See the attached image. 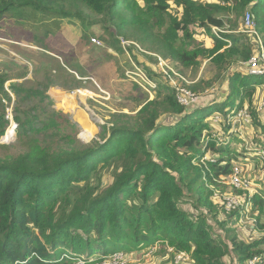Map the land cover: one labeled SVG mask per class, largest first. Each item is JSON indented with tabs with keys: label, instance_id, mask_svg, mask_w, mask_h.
I'll list each match as a JSON object with an SVG mask.
<instances>
[{
	"label": "trees",
	"instance_id": "trees-1",
	"mask_svg": "<svg viewBox=\"0 0 264 264\" xmlns=\"http://www.w3.org/2000/svg\"><path fill=\"white\" fill-rule=\"evenodd\" d=\"M170 1L0 0L1 44L10 46L7 39L28 44L11 46L34 63L54 59L51 52L62 57L61 63L53 64L59 71L53 70V75L48 70L38 87L27 86L25 80L13 81L26 77L27 70L15 77L0 64V138L10 123L6 109L12 94L17 102L38 99L28 110L14 107L23 150L0 157V264H88L116 252L129 254L154 245L162 251L169 246L189 253L191 264H247L264 254V232L247 241L218 218L221 210L226 214L242 210L243 215L251 211L264 231V190L245 197L249 206L230 212L214 201L216 190L242 193L226 182L248 156L236 148L240 140L230 124L223 127L228 141L222 144L212 137L210 121L214 113L248 108L252 122L264 129L257 93L258 87H264V75L233 68L254 54V44L237 34L248 8L264 44V0H221L224 4L172 0L181 7L177 13L172 12ZM64 19L79 20L82 34L71 36L63 29ZM11 22L24 27L32 38H14L13 32H7ZM36 24L43 25L41 33L33 28ZM212 26L227 31L220 37L213 35L214 47L207 48L196 35L212 34ZM94 28L100 29L99 39L110 48L120 54L128 51L135 63L131 68L142 69L157 88L155 97L136 113H111L102 127L101 141L83 143L77 137L78 123L53 107L47 91L61 79L64 85L59 86H67L69 78L64 75L73 79L71 71L86 79V67L81 62L72 64L67 53L78 47L83 58L88 57ZM122 39L132 44L124 47ZM135 51L152 56L159 69L141 62ZM106 56L114 57L108 71L124 84L126 75L117 73L116 57ZM206 60L215 67L213 77L190 83L185 70L194 73ZM221 79H226L229 90L224 102L205 106L201 100L184 106L178 101L177 88L200 95ZM254 145L255 151L264 150V142ZM257 158L261 165L254 161V166L264 167L260 155ZM109 164L116 170L107 181L104 172ZM191 200L193 212L182 204ZM210 217L221 225L224 236L216 234Z\"/></svg>",
	"mask_w": 264,
	"mask_h": 264
},
{
	"label": "rangeland",
	"instance_id": "rangeland-1",
	"mask_svg": "<svg viewBox=\"0 0 264 264\" xmlns=\"http://www.w3.org/2000/svg\"><path fill=\"white\" fill-rule=\"evenodd\" d=\"M201 2H207V0H199ZM171 3V10L173 13H177L176 11H181V7H177L173 1H170ZM5 23V21H3ZM8 24V22H6ZM11 28L7 29V32H13L14 38L18 37V40H24V39H31L30 34H26V29L24 27H20L16 23L11 22ZM42 24H36L34 25V29L39 31L42 28ZM63 29H68V32L71 36H78L82 34V26L80 24V21L77 19H64L63 21ZM101 29L100 26H97ZM15 28V30H13ZM95 29V28H94ZM100 29L96 28L95 32L91 33L90 36V42L87 46V50H89V56L86 58H83L81 55V51L78 49V47H72L67 53L68 60L74 64V62H81L86 67V72L88 76L85 78L80 79L74 71H71L74 73V77L72 79V76L65 73L64 77L69 78V83L67 86H59L64 85L63 79L58 81V86H53L52 88H49L47 93L52 97L54 100V105L58 110H62L64 113L69 115V117L78 123V133L77 137L83 142V143H90L93 140H102V134L105 132L103 131L102 127L104 124L107 123V121L111 118V113L113 112H125V113H136L142 106L143 103H145L146 100L153 99L155 97L154 90L148 85V82L144 81L142 78H145L144 72L137 68H131L133 63V59L131 58L128 51H126L123 54L118 53L117 51L110 48L104 41L103 45H96V43L92 42L93 37L99 38ZM99 30V31H98ZM40 30L39 33H41ZM66 33V35H69ZM30 35V37L28 36ZM21 38V39H19ZM68 39L71 40V37L68 36ZM8 44L10 46H5L0 43V58L4 57L3 59L5 61L1 62L2 67L8 66L13 76L19 77L22 76L23 70H27V75L24 78L19 79H13V81H24L27 86H33L38 87L41 82H43L46 76V73L48 70L52 72L54 75V71H59L58 68L53 66V64L58 63V61L62 62V57L54 54V52H51L49 55L50 57L54 59L49 58H40L35 60L36 62H32V60H25L23 58V55L17 50V48H13L11 45L14 46H28V44L17 42L15 40H8ZM140 50L141 45L139 44ZM143 50V49H142ZM9 54V55H7ZM106 53L113 54L116 57V66L118 68L119 74L124 72L126 75V81L121 83L118 81V78L114 75H112L111 71H108L109 64H111V61L113 58H109L106 56ZM135 54H137V57L140 59L141 62L149 64L148 66L153 69H159L157 67V61L150 55L144 53L140 54L139 52L135 51ZM13 57V61L9 59L10 57ZM150 56V57H149ZM61 57V58H60ZM66 59V58H65ZM66 61V60H65ZM23 64H26L28 68H23ZM175 69V68H174ZM154 70V69H153ZM177 70L175 69V72ZM191 69L185 70V75L188 77H193L197 73V69L194 71V73H191ZM215 70L210 64H206V67L203 71V75L207 77V79L212 78ZM60 73V72H59ZM212 76V77H211ZM210 77V78H209ZM54 78V76H52ZM173 84L176 85V79L172 78ZM85 81V83L83 82ZM137 82V85H134ZM216 85V84H215ZM213 86L212 88L206 89L204 92L200 94L202 100L204 97H210L211 95L216 94L215 91L218 85ZM136 86V87H135ZM73 89V90H72ZM106 92V93H105ZM65 95V96H64ZM13 96V95H12ZM62 96V97H61ZM61 98V100H59ZM260 99V98H259ZM258 99V100H259ZM264 99V94L261 96V99L259 101V105L261 106V103ZM5 100V99H4ZM38 99L33 100H20L16 101L15 95L13 96V100L10 102L9 107L13 108V117H14V107L19 106L21 110H28L30 109L34 104H36ZM48 103V101H46ZM49 105L45 104V106ZM141 105V106H140ZM212 105V104H211ZM249 111L248 108H245ZM261 118V124L264 126V108L261 109L260 113ZM263 122V123H262ZM10 123L7 126L8 130V137H12L13 139L9 142H3L1 136L0 138V157H5L8 155H17L22 150L23 147L21 145V141L17 138V133H14L12 128L9 126ZM109 126H111V123H109ZM10 127V128H9ZM217 128L219 130L223 131V127L221 125H218ZM240 129L242 130L239 132H234L235 136L239 138V142L235 144L236 148L240 151H245L247 154V158L244 162H242V166H244V173H248V177L252 178V180H256L257 174L256 170L258 167L254 166L253 162L258 161L257 154L258 152L255 151V143L256 141H262L264 142V131L263 127L256 124L252 120L247 125H240ZM6 130V131H7ZM12 132V133H11ZM254 134L256 136H254ZM260 135V137L258 136ZM256 138V139H255ZM221 141V140H219ZM236 141V140H235ZM258 165H261V162L258 161ZM114 170H116L115 167H112V164H109L104 172V179L107 181H110L113 179L114 176ZM231 187V186H230ZM232 188V187H231ZM218 196H214V201L222 203V195L226 194H232L231 191L223 192L221 189L218 190ZM242 193H236L233 195H238L240 197L245 196V191L240 190ZM194 201L191 200L190 202L182 203L183 207L187 209L189 212H193L195 210L194 208ZM181 204V205H182ZM240 209V208H239ZM218 214V218L221 220H224L225 222V228H233L236 234H238L241 238L249 241L254 238H259L263 234V230L259 227L258 224L255 222V217L253 213L247 212V214L243 215V211L239 210L238 215L236 212L235 214H226L225 211L221 210ZM210 220L212 224L215 227L216 234H221L224 236L223 229L221 225H219L216 221H213V219L210 217ZM264 222V216L262 219V224ZM254 226V229L251 230V226ZM229 260V258H228ZM174 254L171 252V250L162 251L158 245H154L153 247H148L143 250L133 251L129 253L126 256V262L125 264H174ZM191 257L189 260H187L183 264H191ZM91 264V263H88Z\"/></svg>",
	"mask_w": 264,
	"mask_h": 264
},
{
	"label": "built area",
	"instance_id": "built-area-1",
	"mask_svg": "<svg viewBox=\"0 0 264 264\" xmlns=\"http://www.w3.org/2000/svg\"><path fill=\"white\" fill-rule=\"evenodd\" d=\"M207 2H219L221 4H224V2L221 0H207ZM241 27H242V31L249 36L250 41L252 43L253 42L255 43L254 54L247 62H244L246 70L248 74H251L253 76H262L264 75V44L260 36V33L257 29V21L250 8L247 9L246 13L242 18ZM212 30L214 32V35L218 37H220L223 32L227 31L225 28H220L217 26H212ZM91 40L93 43H96V45L99 46L103 45V42L97 37H93ZM121 42L124 47L132 44L131 41L125 39H122ZM161 64L167 66V63L164 60H161ZM136 68L140 70L139 67ZM144 74H145L144 75L145 78L142 79L148 82V85L155 92L157 88V82L153 79H150L145 72ZM7 90L9 89L7 88ZM177 90H178V94H177L178 101L184 106H191L193 104L198 105L199 102L202 100L199 94L194 93L193 91L189 90L186 87H179L177 88ZM4 101L7 102V100ZM260 108L261 109L264 108V99L261 103ZM6 118L10 122L9 126L16 133L18 123L15 121L13 117V108L9 106L6 109ZM251 120H252L251 113L247 109H241L238 112L232 111L228 114H222L218 112L214 113L210 117V121L213 124L212 137L217 138L218 141L221 140L219 142L224 144L225 141L228 140L227 138L224 137L225 133L223 134V131L217 128L218 125L225 127L226 125L230 124L232 126L231 131H233V133L234 132L240 133L242 131L240 129V125L245 126L249 124ZM8 130L5 132V135L2 138L3 142L5 141L9 142L13 139L12 138L8 140L6 138ZM256 152H258L257 155H260V159L264 161V150L261 151L256 150ZM256 174H257L256 180H252V178L248 177V173L246 174L244 173V166H242V164L239 163L234 167L233 173L230 175L229 180L226 183L232 186L234 189L245 191L246 194L244 197H240L238 195H233V194L222 195V203L224 206V210L230 212L244 205L249 206V201H245L246 196H248L249 199V197H251L253 193H258L260 195L262 194V191L264 190V167L258 166L256 170ZM218 192L219 191L216 190L214 196H218ZM167 248L171 250V252L174 254L175 264H183L190 259V254L187 252H177L174 250V248L169 246ZM127 255L128 254H124L123 252H116L110 255L109 257H106L103 260H98L94 262L91 261V264H125ZM78 264H84V262L79 261ZM247 264H264V254H260L254 256L253 258H250L247 261Z\"/></svg>",
	"mask_w": 264,
	"mask_h": 264
},
{
	"label": "crops",
	"instance_id": "crops-1",
	"mask_svg": "<svg viewBox=\"0 0 264 264\" xmlns=\"http://www.w3.org/2000/svg\"><path fill=\"white\" fill-rule=\"evenodd\" d=\"M243 18V17H242ZM242 18L240 19V22H239V30L241 31H239V32H237V34H240L241 36H242V39L244 40V41H248V42H250V43H252L251 41H250V38H249V36L245 33V32H243L242 31ZM22 28V27H21ZM3 31V29H0V31ZM212 31V34H206V32H201L200 34H198V35H196V37H197V39L199 40V41H201L203 44H204V46L205 47H207V48H212V47H214V44H215V40H214V37H213V35H214V32H213V30H211ZM1 39H3L2 37H0ZM262 38V37H261ZM252 44H254V46H255V43L253 42ZM2 58H4V57H2ZM1 59V58H0ZM206 64H209V61L208 60H206L203 64H202V66L200 67V68H198L197 69V73H196V75L195 76H193V77H188L189 79H187V80H189L190 81V83H194V82H197L200 78H203V79H207V77H205L204 75H203V71H204V69H205V67H206ZM211 65V64H210ZM214 69H215V67L213 66V65H211ZM233 68H234V70H240V71H242L243 73H248L247 72V70H246V67H245V64H244V62H238V63H236L234 66H233ZM233 70V71H234ZM214 74H215V72H214ZM213 74V75H214ZM212 75V76H213ZM211 76V77H212ZM187 77V76H186ZM210 78V77H209ZM216 85H218L219 87H217V89H216V91H215V93L216 94H214V95H211L210 97H204V99H203V101L201 102V104L202 105H205V106H208V105H211V104H213V103H222V102H224V100H226V98H227V96H228V92H229V90H228V85H227V82H226V79L225 80H219L218 82H216L215 83ZM214 84V85H215ZM215 85V86H216ZM6 88H8L7 87V85H6ZM204 92V91H203ZM257 93H259V97H261L263 94H264V87H258V89H257ZM14 96V95H13Z\"/></svg>",
	"mask_w": 264,
	"mask_h": 264
},
{
	"label": "bare ground",
	"instance_id": "bare-ground-1",
	"mask_svg": "<svg viewBox=\"0 0 264 264\" xmlns=\"http://www.w3.org/2000/svg\"><path fill=\"white\" fill-rule=\"evenodd\" d=\"M65 96V95H64ZM62 97V96H61ZM59 100H61V98L59 99ZM13 130V129H12ZM13 133H14V135H15V132H14V130H13ZM6 138L8 139V140H10V139H12L13 138V136L12 137H8V132H7V136H6Z\"/></svg>",
	"mask_w": 264,
	"mask_h": 264
}]
</instances>
